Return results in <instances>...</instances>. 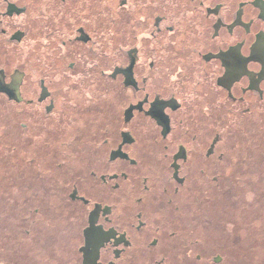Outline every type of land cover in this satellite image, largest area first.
<instances>
[{
	"label": "flooded vegetation",
	"instance_id": "af4514ba",
	"mask_svg": "<svg viewBox=\"0 0 264 264\" xmlns=\"http://www.w3.org/2000/svg\"><path fill=\"white\" fill-rule=\"evenodd\" d=\"M262 178L264 0H0V264H217Z\"/></svg>",
	"mask_w": 264,
	"mask_h": 264
},
{
	"label": "rangeland",
	"instance_id": "374dc122",
	"mask_svg": "<svg viewBox=\"0 0 264 264\" xmlns=\"http://www.w3.org/2000/svg\"><path fill=\"white\" fill-rule=\"evenodd\" d=\"M234 205H227L232 212L224 214L223 232L209 227L207 256H222L217 264H264V179L239 184Z\"/></svg>",
	"mask_w": 264,
	"mask_h": 264
},
{
	"label": "water",
	"instance_id": "95a60500",
	"mask_svg": "<svg viewBox=\"0 0 264 264\" xmlns=\"http://www.w3.org/2000/svg\"><path fill=\"white\" fill-rule=\"evenodd\" d=\"M220 260H221V256H219V255H217V256H215V257L213 258V261H214L215 263H218Z\"/></svg>",
	"mask_w": 264,
	"mask_h": 264
}]
</instances>
